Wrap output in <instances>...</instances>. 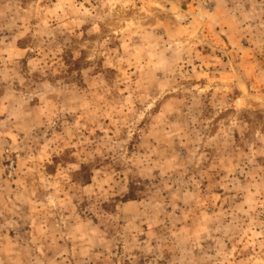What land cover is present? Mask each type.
Masks as SVG:
<instances>
[{
	"label": "rangeland",
	"instance_id": "obj_1",
	"mask_svg": "<svg viewBox=\"0 0 264 264\" xmlns=\"http://www.w3.org/2000/svg\"><path fill=\"white\" fill-rule=\"evenodd\" d=\"M0 264H264V0H0Z\"/></svg>",
	"mask_w": 264,
	"mask_h": 264
},
{
	"label": "trees",
	"instance_id": "obj_2",
	"mask_svg": "<svg viewBox=\"0 0 264 264\" xmlns=\"http://www.w3.org/2000/svg\"><path fill=\"white\" fill-rule=\"evenodd\" d=\"M132 199H135L134 194H130V195H128V196L125 197V201L132 200Z\"/></svg>",
	"mask_w": 264,
	"mask_h": 264
}]
</instances>
